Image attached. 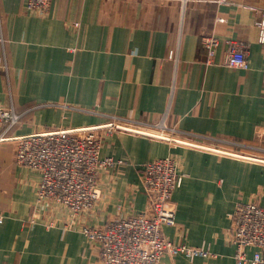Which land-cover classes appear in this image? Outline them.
<instances>
[{
  "label": "crops",
  "instance_id": "1",
  "mask_svg": "<svg viewBox=\"0 0 264 264\" xmlns=\"http://www.w3.org/2000/svg\"><path fill=\"white\" fill-rule=\"evenodd\" d=\"M260 8L264 0H52L29 10L25 0H0V104L22 115L0 141V264H100L82 227L145 211L141 167L167 156L183 182L163 234L210 254L167 253L161 264H237L231 213L264 205ZM230 41L245 46L247 67L225 64ZM112 121L148 133L104 131L101 156L118 163L99 173L95 206L75 216L39 202L41 174L18 163L15 138Z\"/></svg>",
  "mask_w": 264,
  "mask_h": 264
},
{
  "label": "built area",
  "instance_id": "2",
  "mask_svg": "<svg viewBox=\"0 0 264 264\" xmlns=\"http://www.w3.org/2000/svg\"><path fill=\"white\" fill-rule=\"evenodd\" d=\"M51 1L25 0V5L29 10H45ZM1 22L0 11V43L4 45L6 39ZM256 23L260 28V40L264 42V8H260ZM204 45L209 55L214 56L219 39L207 36ZM225 64L247 67L245 46L230 41ZM21 118L13 107L0 104V131L3 133L0 141L7 139L4 135ZM130 124L112 121L103 126L47 129L16 137L18 163L41 174L38 201L53 200L67 206L75 216L91 210L99 197V173L118 163L113 157L101 156L103 134L114 129L148 133ZM141 175L148 196L145 211L109 221L104 228L82 227V232L99 244L100 264H161L167 253H183L191 259L209 256L210 251L204 247L175 244L163 234L164 225L175 223L173 194L183 182L176 160L171 156L151 160L142 165ZM5 218L6 215L0 213V224ZM38 218L39 211H36L31 221L35 223ZM231 220L237 264H264V205L256 201L240 203L231 213ZM250 248H256L252 255L248 253Z\"/></svg>",
  "mask_w": 264,
  "mask_h": 264
}]
</instances>
